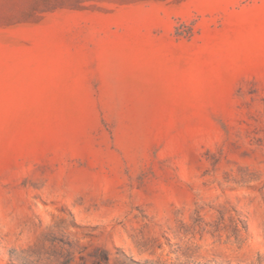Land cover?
Instances as JSON below:
<instances>
[{
	"label": "rangeland",
	"instance_id": "rangeland-1",
	"mask_svg": "<svg viewBox=\"0 0 264 264\" xmlns=\"http://www.w3.org/2000/svg\"><path fill=\"white\" fill-rule=\"evenodd\" d=\"M0 264H264V0H0Z\"/></svg>",
	"mask_w": 264,
	"mask_h": 264
}]
</instances>
